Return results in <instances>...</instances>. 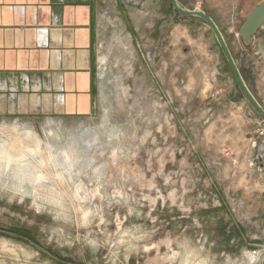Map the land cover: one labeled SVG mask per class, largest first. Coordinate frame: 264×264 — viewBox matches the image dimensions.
Segmentation results:
<instances>
[{
	"label": "rangeland",
	"instance_id": "obj_1",
	"mask_svg": "<svg viewBox=\"0 0 264 264\" xmlns=\"http://www.w3.org/2000/svg\"><path fill=\"white\" fill-rule=\"evenodd\" d=\"M176 1L212 19L264 109V24L238 35L263 0ZM123 5L103 9L90 115L0 118V141L37 135L25 166L46 177L19 189L30 176L0 167V264H264L263 119L204 20Z\"/></svg>",
	"mask_w": 264,
	"mask_h": 264
},
{
	"label": "crops",
	"instance_id": "obj_2",
	"mask_svg": "<svg viewBox=\"0 0 264 264\" xmlns=\"http://www.w3.org/2000/svg\"><path fill=\"white\" fill-rule=\"evenodd\" d=\"M121 0H0V118L85 117L94 42Z\"/></svg>",
	"mask_w": 264,
	"mask_h": 264
},
{
	"label": "bare ground",
	"instance_id": "obj_3",
	"mask_svg": "<svg viewBox=\"0 0 264 264\" xmlns=\"http://www.w3.org/2000/svg\"><path fill=\"white\" fill-rule=\"evenodd\" d=\"M17 126L18 125L15 124L14 126L11 127L13 128L12 130H10L11 132L8 131L7 132L8 134L6 133L9 136L7 138L11 140L8 141V140L2 139L3 141H0L1 142L0 143V167L4 166V170H5L9 166H15L16 168H18V171L22 175L30 176V177H16L17 180L19 181L18 182L19 189L22 188L23 182L26 179L27 181L33 184L32 186L33 188H36L37 185L41 186L42 182L46 178V177H42L43 175L41 173H34L36 169L40 168V166L43 164L44 161L40 159L38 162L39 165L34 166L30 170L29 169L27 170L26 166L31 163V159H33V156L35 155L38 156V154H40L41 141L37 137V135L34 134L32 130L25 129L26 131L23 130L24 133L20 134L17 130ZM25 162H26V166H25ZM4 170L1 169L0 171L3 172Z\"/></svg>",
	"mask_w": 264,
	"mask_h": 264
},
{
	"label": "water",
	"instance_id": "obj_4",
	"mask_svg": "<svg viewBox=\"0 0 264 264\" xmlns=\"http://www.w3.org/2000/svg\"><path fill=\"white\" fill-rule=\"evenodd\" d=\"M173 8L182 15L187 16H197L200 17L202 20L205 21V23L209 26L211 31L213 32L214 36L216 37L218 44L230 66L232 75L235 79V82L239 88V90L242 92L246 100L249 102V104L253 107V109L261 116V118L264 121V109L259 105V103L256 101L254 96L251 94L249 89L247 88L246 84L242 80L238 68L227 48V45L218 30L215 23L212 21V19L203 13L200 10H189L184 9L181 6L178 5V2L176 0H168ZM264 24V0L258 4L256 7H254L245 17L244 21L241 23V25L238 28V35L240 36L241 40L244 43H248L251 39V37L257 32L258 29L262 28Z\"/></svg>",
	"mask_w": 264,
	"mask_h": 264
},
{
	"label": "flooded vegetation",
	"instance_id": "obj_5",
	"mask_svg": "<svg viewBox=\"0 0 264 264\" xmlns=\"http://www.w3.org/2000/svg\"><path fill=\"white\" fill-rule=\"evenodd\" d=\"M122 2H125V0H121ZM165 4H167V3H165Z\"/></svg>",
	"mask_w": 264,
	"mask_h": 264
}]
</instances>
